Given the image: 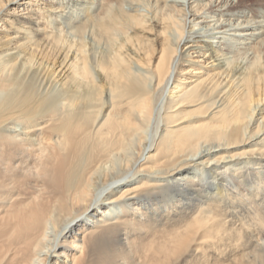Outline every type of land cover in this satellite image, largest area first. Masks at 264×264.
I'll list each match as a JSON object with an SVG mask.
<instances>
[{"label":"bare ground","instance_id":"6f19581e","mask_svg":"<svg viewBox=\"0 0 264 264\" xmlns=\"http://www.w3.org/2000/svg\"><path fill=\"white\" fill-rule=\"evenodd\" d=\"M67 1L0 0V264H264V0Z\"/></svg>","mask_w":264,"mask_h":264},{"label":"rangeland","instance_id":"374dc122","mask_svg":"<svg viewBox=\"0 0 264 264\" xmlns=\"http://www.w3.org/2000/svg\"><path fill=\"white\" fill-rule=\"evenodd\" d=\"M64 1H67V0H64ZM256 2L257 0H248V2ZM67 2H70V5H69V3L68 4H66V8H65V11L62 13V17H60L61 18V21H62V26L64 27V28H66L67 26L65 25V21H66V23H67V21L68 22H70V20L72 19L73 20V18H75V17H77V15H75V14H73V12H72V10L74 9V10H76V7H74L73 5H72V0H68ZM38 7L40 8V9H42L43 7H41L40 5H38ZM78 7L79 8H81V6H79L78 5ZM12 12H14V10H11ZM73 17V18H72ZM63 22H64V24H63ZM9 23H1V25H0V31L1 30H3V28H4V26H6L7 27V25H8ZM65 25V26H64ZM8 27H9V25H8ZM64 30H66L65 32H67L66 34L69 36L70 35V37L71 38H75V36H72V35H74L73 33H72V31L70 30V28L69 27H67L66 29H64ZM90 40H89V39ZM86 39L88 40V41H91L92 42V44H93V41L91 40V37H87L86 36ZM213 39V38H212ZM104 49V48H103ZM196 55V54H195ZM191 58H194V60H197V57H191ZM200 60H203L200 64H198V65H203L202 67H205L206 68V66L208 65V63L210 62V59L209 58H201ZM208 60V62L206 63V65L204 64L205 63V61H207ZM211 62L209 63V65H208V67H211ZM59 87V83H58V85H56L55 86V88H58ZM60 88V87H59ZM166 96H167V93H166ZM153 130H154V125H153V122L152 123H150L146 128H145V134L147 135V138L149 139L150 138V136H151V134L153 133ZM249 147L248 146H240V147H237V148H233L232 150H230L229 149V151L228 152H226V153H224L225 155H227V154H229V153H236V152H240V151H242V150H246V149H248Z\"/></svg>","mask_w":264,"mask_h":264}]
</instances>
